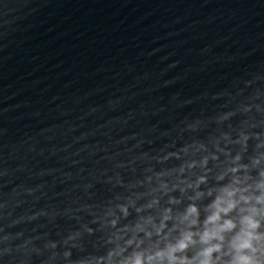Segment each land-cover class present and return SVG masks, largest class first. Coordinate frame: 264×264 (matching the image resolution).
Wrapping results in <instances>:
<instances>
[{
  "label": "water",
  "instance_id": "obj_1",
  "mask_svg": "<svg viewBox=\"0 0 264 264\" xmlns=\"http://www.w3.org/2000/svg\"><path fill=\"white\" fill-rule=\"evenodd\" d=\"M242 135L247 162L264 0H0V264L105 255L118 205Z\"/></svg>",
  "mask_w": 264,
  "mask_h": 264
},
{
  "label": "clouds",
  "instance_id": "obj_2",
  "mask_svg": "<svg viewBox=\"0 0 264 264\" xmlns=\"http://www.w3.org/2000/svg\"><path fill=\"white\" fill-rule=\"evenodd\" d=\"M247 141L242 135L235 155L217 146L216 153L185 161L165 174L174 181L161 178L139 206L118 205L124 219L130 207L137 219L120 226L113 214V246L79 264H264V144L245 162ZM219 153L225 160L214 172L209 162L219 161Z\"/></svg>",
  "mask_w": 264,
  "mask_h": 264
}]
</instances>
